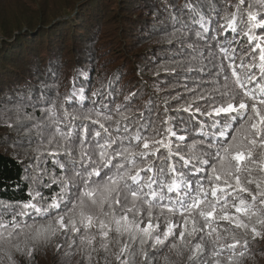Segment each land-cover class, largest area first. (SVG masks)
I'll return each mask as SVG.
<instances>
[{
  "label": "snow or ice",
  "instance_id": "snow-or-ice-1",
  "mask_svg": "<svg viewBox=\"0 0 264 264\" xmlns=\"http://www.w3.org/2000/svg\"><path fill=\"white\" fill-rule=\"evenodd\" d=\"M164 11L174 55L146 100L78 71L0 108L28 179L0 199V264H251L264 244V0Z\"/></svg>",
  "mask_w": 264,
  "mask_h": 264
},
{
  "label": "trees",
  "instance_id": "trees-1",
  "mask_svg": "<svg viewBox=\"0 0 264 264\" xmlns=\"http://www.w3.org/2000/svg\"><path fill=\"white\" fill-rule=\"evenodd\" d=\"M81 1L82 4L74 12L75 4ZM183 2L184 0H140L137 4L136 0L125 2L129 7L135 6L142 12L126 29V25L122 28L119 22L121 29L117 27L111 32L114 37L104 28L109 21L108 10L112 4L108 0H71L69 5L65 3L64 7L58 8L60 11L49 22H46V16L37 13V20H34L36 23H33V19L19 20L11 30L2 33L7 40L3 46L7 47L0 52V60L6 56L7 63H2L1 66L5 65L0 74V108L36 102L43 91H50L54 95V90L45 89L44 85L58 84L60 92L64 93L71 88L73 77L78 71L86 72L87 76L80 75L77 84L92 87L97 85L98 80L118 76L119 89L124 92L142 90L146 100L153 84L157 80L166 79L165 73L161 72L156 77L152 75V71L157 64L163 66L169 63L168 58L174 55L173 51L168 50L171 45L167 43L166 34L161 31L167 24L164 5L179 6ZM35 4L37 8L38 3ZM27 6L32 7L31 4ZM85 25L89 29H84ZM135 25L139 35L134 37L135 43H128V29ZM63 33L64 38L61 37ZM58 34L61 43L56 45ZM67 36L70 40L66 42ZM9 39L14 41L11 46L8 45ZM32 39L42 40L46 45L40 48L27 45L23 51L26 41ZM10 52L11 55L8 54ZM116 53L121 54L120 63L115 59ZM16 59L19 62L13 61ZM24 110L32 111L30 106ZM6 132L5 128L0 127V199L15 202L26 196L28 179L24 167L17 160V152L23 150L12 146L17 136ZM260 248H264V244L254 250L251 264H264V253ZM41 255L51 258L52 253L48 251Z\"/></svg>",
  "mask_w": 264,
  "mask_h": 264
},
{
  "label": "rangeland",
  "instance_id": "rangeland-1",
  "mask_svg": "<svg viewBox=\"0 0 264 264\" xmlns=\"http://www.w3.org/2000/svg\"><path fill=\"white\" fill-rule=\"evenodd\" d=\"M66 1L67 0H0V52L2 50H4L5 47H7V45L3 46V44L7 41L2 34L3 31L8 32V30H11L15 25H17V23L21 19H24V20L33 19V21L37 20L35 18V13H37L41 16H46L45 20H47L46 22H49L52 19V17L57 13V11L58 12L60 11V9L59 10H57V9L65 6ZM70 1L71 0H69L66 3V5H69ZM129 1L130 0H108V2H111L112 4L108 10L107 19L109 21L106 22V24L104 25V28H107L109 30L110 34H112L113 30L116 29L117 27H119L121 29V27L119 26V22H121L122 28L126 25V27L124 28V29H126L129 27V24L133 20H135V18L138 17V15H141V12H142L141 10L135 8V6L129 7L126 4ZM36 2L38 3L37 8H36V4H35ZM139 2H140V0H136V4ZM28 4H31L32 7L28 8V6H27ZM81 4H82V1L79 4H75L74 9H73L74 12L76 11L77 7L80 6ZM29 17H31V18L27 19ZM141 18L143 19V17H141ZM33 23H36V22L34 21ZM46 28H48V27H46ZM84 29H86V30L89 29V26L85 25ZM136 29H137L136 25L134 27H131L130 29H128V31H130V33H128V35H130V38H127L128 43L129 42L131 43V41L133 43H135L136 40H134V37H137L136 36L137 34L139 35V33L137 32ZM66 34L69 35V33H66ZM112 36L114 37L113 34H112ZM59 37H60L59 34L56 35V38H57L56 45H59L61 43V40L58 39ZM61 37L64 38L65 34L63 33L61 35ZM69 40L70 39L67 36L66 42ZM13 42L14 41H12V39H9L8 45L11 46ZM27 45H34L35 47L40 48L42 45H46V43H43L42 40H36V41H34L33 39L27 40L26 44L24 45L23 51ZM11 53L12 52H10L8 54L11 55ZM5 58H6V56L0 60V74H1V72L5 66L4 65L3 67H1L2 63H7ZM115 59L117 60L118 63H120L121 54L116 53ZM13 61L15 63L19 62V60H17V59L13 60ZM21 61H22V59H21ZM8 64H6V65H8ZM1 149L2 148H0V150ZM20 153L22 154V151H20ZM51 253H52V251H51ZM37 264H57V261L54 258L53 253H52L51 258H50V256L49 257L45 256V258H44L42 255H38Z\"/></svg>",
  "mask_w": 264,
  "mask_h": 264
}]
</instances>
